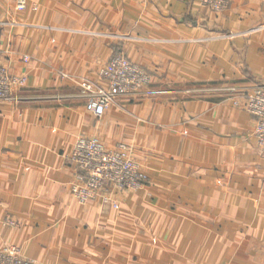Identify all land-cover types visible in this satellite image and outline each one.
<instances>
[{
    "label": "crops",
    "instance_id": "1",
    "mask_svg": "<svg viewBox=\"0 0 264 264\" xmlns=\"http://www.w3.org/2000/svg\"><path fill=\"white\" fill-rule=\"evenodd\" d=\"M25 1L0 0V65L26 76L0 100V248L43 264H264V150L240 97L264 87V0ZM116 53L151 81L93 116L80 81ZM80 136L126 143L144 188L78 204Z\"/></svg>",
    "mask_w": 264,
    "mask_h": 264
},
{
    "label": "built area",
    "instance_id": "2",
    "mask_svg": "<svg viewBox=\"0 0 264 264\" xmlns=\"http://www.w3.org/2000/svg\"><path fill=\"white\" fill-rule=\"evenodd\" d=\"M200 3L213 12H223L229 6V0H200ZM25 6V0H16V9ZM23 59L27 60L26 57ZM97 78L100 82L83 78L78 92L84 100L85 110L96 117L101 116L117 96H135L151 81V75L123 53L113 54L97 71ZM25 83L26 76L13 75L0 65V100L15 99L13 90ZM229 89L235 91V88ZM242 95V108L255 119L252 135L256 144L264 150V87L255 86ZM240 97H234L232 103L238 105ZM67 157L77 169L70 184V193L80 205L97 197L104 204L118 208L110 196L112 191L135 192L142 190L148 182L147 175L126 143H119L111 149L97 139L80 136L74 141ZM7 223L15 224L13 220H7ZM0 264L43 263L25 257L20 247L7 245L0 248Z\"/></svg>",
    "mask_w": 264,
    "mask_h": 264
}]
</instances>
